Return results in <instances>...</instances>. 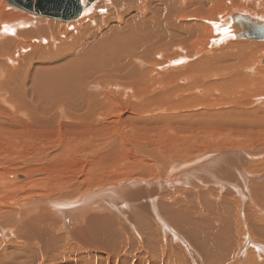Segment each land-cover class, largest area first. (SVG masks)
I'll list each match as a JSON object with an SVG mask.
<instances>
[{
  "label": "bare ground",
  "instance_id": "6f19581e",
  "mask_svg": "<svg viewBox=\"0 0 264 264\" xmlns=\"http://www.w3.org/2000/svg\"><path fill=\"white\" fill-rule=\"evenodd\" d=\"M87 1L84 0L86 9L82 18L63 23L17 10L10 7L7 1L0 0V132L22 134V138H42L53 136L55 125L69 129L68 126L79 124V129L72 127L74 130L69 131L82 132L86 138L97 134L103 141L100 145L105 147L104 152H107L106 147L109 148L108 153L98 157L92 164L91 172L95 173L97 169L111 165L117 156L116 152L120 150V141L114 132L116 129L113 131L112 127L115 128L119 122L123 130H128L132 125L140 127L150 120L149 108L167 113L151 119L163 117L175 120L179 112L181 119L177 123L192 126L216 117L217 113L212 111H217L222 105L216 103L214 97L216 93L222 92L223 87L232 89L236 85L247 86L253 81L252 84L259 85L258 89L254 88V94L258 91L255 101L259 103L264 100V42H257L264 40L248 41L233 37L234 16L247 15L264 21V0H96L92 5H87ZM200 56L204 57L198 58ZM195 58V62L187 64ZM248 72L251 77H247ZM177 75L178 84L175 86L171 81ZM89 88L99 92L89 91ZM184 88H188L191 93ZM161 96L163 99L160 100ZM178 104L183 105V110L177 107ZM116 116L118 123L114 122ZM240 118L242 120L238 122L249 119L257 123L264 121L252 116ZM65 120H69L70 124L60 125ZM75 145L68 144V152ZM131 149L137 157L141 156L136 147ZM75 157H79V154L76 153ZM181 158H177L181 164L174 167V174L169 170L172 164H168L167 171L164 168L172 176L166 178L160 171L161 179L153 180L160 183L161 189L163 184L185 187L189 184L187 177L197 171H201V177L205 174L206 178H216L214 174L218 173L219 165L223 162V159L211 162L213 158L208 161L206 155L183 163ZM142 165L145 166L143 162ZM23 173L17 175L18 180L24 181L29 176ZM42 176L37 175L34 181H40ZM6 179L10 181L8 177ZM127 182L115 189H111V185H105L104 189L95 188L86 192L89 195L92 193L93 197L85 194L83 198L93 199L97 210L105 208L116 214L106 205L108 200L104 202L98 198L97 201L95 198L111 193L115 195L117 190H131L129 185L133 182ZM33 194L29 193L19 200L14 198L11 202L6 201L5 195H0V211L18 212L19 215L14 218L16 224L27 215V208L33 210L38 203H43L45 210L52 211L59 221L73 213V205H61L58 196L45 199ZM33 198L35 202L31 206L21 208L25 200ZM52 200L56 203L51 204ZM115 203L113 201L111 205ZM85 217L84 209L74 214V219L70 216V219L79 222ZM217 218L215 222L220 224ZM10 224L14 226L15 223L10 221ZM66 228L63 223L60 230ZM97 229L101 228L97 225L90 227L93 231ZM253 229L264 236V229ZM108 232H112V229H108ZM223 233L224 226L221 233L213 228L212 235L208 237L213 261L211 264H226L235 253L232 250L237 243L232 245L233 241ZM6 235L14 238L13 229L0 228V236L5 238ZM242 238L244 242L240 252L248 248H245L247 237ZM254 244L251 246L256 250L251 248L255 255L264 253V245ZM223 257L227 259L223 260Z\"/></svg>",
  "mask_w": 264,
  "mask_h": 264
},
{
  "label": "rangeland",
  "instance_id": "374dc122",
  "mask_svg": "<svg viewBox=\"0 0 264 264\" xmlns=\"http://www.w3.org/2000/svg\"><path fill=\"white\" fill-rule=\"evenodd\" d=\"M234 31L233 37L236 38ZM195 61L196 58L187 64ZM247 77H251L250 72ZM178 78L179 75L171 83L176 86ZM252 82L247 86L236 85L232 89L223 87L222 92L214 97L216 103L222 105L217 111H212L217 113L216 117L192 126L177 123L181 119L179 112L175 120L163 117L151 119L167 113L149 108V122L142 123L140 127L132 125L136 134L132 127H128V130L124 128V131L117 115L114 122L119 123L112 129H116L115 136H118V144L122 147L118 146L120 150L116 152L111 165L101 167L95 173L91 172L92 164L108 153L109 148L106 147L107 152H104L105 147L100 145L103 141L97 134L86 138L82 132L69 131L74 130L72 127L79 129V124L70 127L67 125L70 121L65 120L60 125L65 124L69 129L55 125L54 135L42 138H22V134L0 132V195H5L6 201L19 200L34 192L33 195L45 199L58 196L61 205L72 204L74 210L70 216L73 219L79 210H86V217L79 222L70 219V216L59 221L52 211L45 210L43 203H38L33 210L27 208V215L17 224L14 218L19 215L18 212L0 211V228L13 229L14 235V238L10 235L5 238L0 236V264H211L208 237L212 235L213 228L221 233L223 226L225 233L222 235L232 240V245L237 243L232 250L235 252L232 259L226 264H264V253L259 258L251 246L252 243L264 245V236L253 229H264V121L257 123L249 119L238 122L242 120L240 117L264 119V100L259 103L255 101L258 91L255 94L254 91L259 85ZM184 90L191 93L188 88ZM89 91L99 92L91 88ZM177 107L182 109L183 105L178 104ZM121 141H124L123 145ZM75 143L68 152V144L71 146ZM130 146L136 147L142 158L132 153ZM126 148L131 150L127 151ZM76 153L79 157H75ZM203 155L207 156L208 161L213 158L211 162L223 159L224 164L221 162L218 173L214 174L217 179L206 178L205 174L201 177V171H197L187 177L189 184L185 187L163 184L161 189L160 183L153 181L161 179L160 171L166 178L172 176L166 171L171 164L173 167L170 171L181 164L178 157H182L183 163ZM164 157H167L166 160ZM164 168H167L166 171ZM23 172L29 176L24 181L18 180L17 175ZM37 175H43L40 181H34ZM127 181L136 182V186L132 183L129 185L131 190H117L115 195L111 193L95 198H102L104 202L108 200L106 205L116 214L105 208L97 210L93 199L83 198L85 194L93 197L87 191L98 187L104 189L105 185L115 189ZM68 188V192H65ZM113 201L116 203L111 205ZM24 202L26 204L21 208L31 206L35 199ZM50 203L55 204L56 201ZM216 218L220 219V224L215 222ZM10 221L15 223L14 226ZM62 222L67 230H60ZM93 225L101 229L90 230ZM108 229H112V232H108ZM244 236L247 237L245 248H248L240 252Z\"/></svg>",
  "mask_w": 264,
  "mask_h": 264
},
{
  "label": "water",
  "instance_id": "95a60500",
  "mask_svg": "<svg viewBox=\"0 0 264 264\" xmlns=\"http://www.w3.org/2000/svg\"><path fill=\"white\" fill-rule=\"evenodd\" d=\"M10 7L26 11L35 16L54 19L63 23L76 21L85 13L84 0H5ZM96 0H88L92 5ZM236 38L264 40V21L247 15L233 17ZM264 64V59H263Z\"/></svg>",
  "mask_w": 264,
  "mask_h": 264
}]
</instances>
